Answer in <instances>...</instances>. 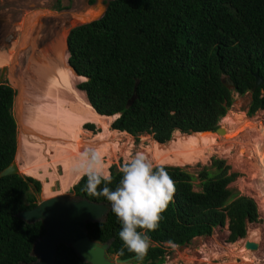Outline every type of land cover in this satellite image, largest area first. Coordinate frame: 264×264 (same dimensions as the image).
<instances>
[{"label": "trees", "instance_id": "1", "mask_svg": "<svg viewBox=\"0 0 264 264\" xmlns=\"http://www.w3.org/2000/svg\"><path fill=\"white\" fill-rule=\"evenodd\" d=\"M94 2L93 0L90 3ZM68 65L94 111L118 116L111 130L137 138L149 135L159 144L182 134L215 131L232 104V94L244 95L264 81V0H112L98 21L74 28L67 38ZM229 77L232 88L223 84ZM131 104H128L129 101ZM14 92L0 84V172L16 153ZM264 110V83L252 93L248 116ZM83 128L99 132L93 124ZM175 181L173 200L162 214L143 264H163V244L184 246L194 238L211 236L228 222L227 243L243 239L246 226L258 222L256 203L228 188L238 177L228 174L223 160L212 159L197 174L179 166H164ZM115 189L122 174L109 168ZM199 182L200 190L193 183ZM87 176L70 193L91 202L110 204L87 189ZM104 185L101 184L100 188ZM41 184L20 175L0 178V264L31 263L34 241L45 230L27 224L17 214L37 204ZM121 225L110 211L105 222L88 224L90 239L111 240L109 254L135 256L118 237ZM54 264H86L59 245Z\"/></svg>", "mask_w": 264, "mask_h": 264}, {"label": "bare ground", "instance_id": "2", "mask_svg": "<svg viewBox=\"0 0 264 264\" xmlns=\"http://www.w3.org/2000/svg\"><path fill=\"white\" fill-rule=\"evenodd\" d=\"M93 14L96 13L89 11L82 16H75L72 20L74 23L84 22L82 18L92 17ZM34 28L31 24L26 26L22 30L18 48H12L14 52L8 53L2 59L9 63L10 80L21 92L20 106L25 112L31 113L25 125L26 129L29 133L42 137L40 141H31L28 138L31 134L22 130L16 116L20 132L25 135L24 142L34 156L31 168L28 166L24 171L25 175L39 178L46 194L51 193L54 182H58L60 191L64 192L70 184L83 176L82 172L76 170L77 166L83 163V153L98 152L102 164L109 172L113 160L118 155L125 158L131 155L132 137L111 130L110 125L117 116L103 117L94 111L84 92L75 88V80L85 81V78L76 76L68 65V56L61 54L58 39L46 41L44 37L37 36ZM15 102L17 104V98ZM86 123L95 125L99 132L93 135L86 131L83 128ZM245 124H248L247 130L235 136ZM251 128L256 130V126L245 121L243 115H236L233 118L229 115L219 132L194 134L175 132L174 139L169 145L164 146L151 141L148 146L143 145L141 149L152 162L163 166L193 165L197 162L201 164L214 154L231 157V150H236L235 158L240 161L244 157H252L250 148L243 143L244 137L253 130ZM218 134L227 139L234 138L226 140L225 137H216ZM48 146L54 153L41 155V148ZM256 156L258 165L264 167V150ZM59 167L62 169L61 174L58 173ZM261 173L259 181L264 183V170ZM248 237L254 239L252 234ZM246 250L245 245H233L229 257L231 259L237 257L238 252L241 256L243 252L246 255Z\"/></svg>", "mask_w": 264, "mask_h": 264}, {"label": "rangeland", "instance_id": "3", "mask_svg": "<svg viewBox=\"0 0 264 264\" xmlns=\"http://www.w3.org/2000/svg\"><path fill=\"white\" fill-rule=\"evenodd\" d=\"M88 1L89 0H58V2L55 4L56 0H0V68H2V71L5 68L7 73V77H3L0 84H6L13 90L14 98H17V104L16 102L14 104L13 101L11 113L13 117L15 115L18 117L22 130L25 132H28L25 125L26 122L30 119L31 113L25 112L24 108L20 106L21 92L18 91L13 82H11L9 73L10 67L8 66L9 63L3 61L2 58L6 57L8 53L12 54L14 52L12 48H18L23 34L22 30L30 24L33 26V28L35 27L34 31L37 33L38 37L40 36L41 30L46 33L49 32L48 34H51L52 36L58 37L55 39H58L61 54L67 55L69 57L65 48L64 40L65 38H67L70 30L77 26V23H74L72 18H75V16H82L84 13L88 12L95 6V4H88ZM58 6H63V8H58ZM38 15H40V17H38ZM41 19L44 20L46 24H42ZM72 22L74 24H72ZM47 29L48 31H46ZM9 35H12V38L9 42H6L5 40ZM50 40L52 39H48V41ZM81 82L84 81L75 80V88H77V85ZM251 99L252 93L250 91L245 93L244 95H237L233 93L232 104L226 112V115L218 123V127H224L225 119L229 117V115L231 118L236 115H243L245 121H249L253 125H255L256 130L251 128L253 130L250 131L243 140V143H245L248 148H250V155H252V157H244L240 161H238L235 158V156L237 155L236 150H231V157H227L225 154H214L204 163L200 164L197 162L193 165L184 164L180 165L179 167L184 168L188 173L197 174L205 167L207 169H210L212 159L223 160L225 162V165L229 167L228 174L238 175L235 181L229 184L228 188L233 192V195H235V197L246 196L255 201L259 214L258 222L247 224L245 237L243 239H238L233 243H227L226 241L229 234L228 222L226 221L223 227L218 226L214 228L211 236L194 238L187 245L175 246L163 244L161 245L165 249V258L163 264H264V183L259 181L262 174L261 172L264 170V167L263 165H258V159L256 156L264 150V110H259L254 115L248 116L247 112ZM244 126L237 132V135L235 136L241 135L245 132V130H247L248 124H245ZM95 129L99 131L96 126ZM97 133L92 134L96 135ZM216 137L224 138L225 136L218 134ZM28 138L31 141L42 140V137L34 133H32ZM233 138L234 137H229L227 139L225 137L224 139L232 140ZM24 139L25 135L22 133V131L19 132V129L16 126V153L14 160L18 165V168L20 169V176L31 177L21 172L25 165L29 163V156H33L31 149L27 147ZM173 139L174 135H172L169 142L163 145H169ZM151 141H153L151 136L146 134L138 136L137 138L132 137L133 147L131 155L126 158L118 155L115 160H113L112 165H115L117 170H120V168L131 157L135 156V154L144 153L143 149L141 148L143 147V145L148 146V143H151ZM50 148L51 147L49 146L41 148L40 154L43 155L54 153V150ZM44 149L46 151H48L47 149H50V152L42 153V150ZM148 158L152 161L149 156ZM58 173H62V169L60 167L58 168ZM36 180L41 184V191L37 194V203L42 199H47L63 194L62 192H60L58 182H54L51 188V193L46 194L44 191L43 183L38 179ZM47 182L49 181L47 180ZM71 185L72 184H70L68 188ZM193 185L195 187V190H200L198 181H195ZM71 188L69 190L66 189L67 191L64 193H70ZM250 234L253 235V240L248 237ZM246 240L257 243L258 249L256 251L246 250V255H244L245 253L243 252L242 256L238 252L239 255L231 259V257H229L230 248L233 245H245ZM154 246L157 245L154 243H150V247ZM133 262L134 264H140L137 259H135Z\"/></svg>", "mask_w": 264, "mask_h": 264}, {"label": "water", "instance_id": "4", "mask_svg": "<svg viewBox=\"0 0 264 264\" xmlns=\"http://www.w3.org/2000/svg\"><path fill=\"white\" fill-rule=\"evenodd\" d=\"M95 1V6L89 11L96 14L86 19L82 18L84 22H77V26L74 28L100 20L105 15L109 2L112 0ZM67 38L64 41L68 53ZM5 70L3 69V73ZM254 77L255 84L250 91L251 93L264 83L257 73L254 74ZM1 81L2 75L0 76ZM222 82L227 88L233 87V83L229 77H224ZM15 99L16 97L13 100L14 104ZM132 101L133 99L128 104H131ZM13 118L20 132V125L16 115ZM220 130L218 127L215 131H206L203 133H215ZM11 175H20L15 160L0 172V178ZM110 211V204L91 202L86 198L75 196L71 193H63L58 196L42 199L32 209L18 213L17 217L19 219L27 224L40 222L45 230L44 235L36 239L32 245L30 255L35 258V261L22 264H54L59 245L70 248L86 264H134L135 256L120 259L117 256L109 254L111 240L101 243L90 239L88 236L87 225L105 222ZM245 248L250 251H256L258 244L246 240Z\"/></svg>", "mask_w": 264, "mask_h": 264}, {"label": "clouds", "instance_id": "5", "mask_svg": "<svg viewBox=\"0 0 264 264\" xmlns=\"http://www.w3.org/2000/svg\"><path fill=\"white\" fill-rule=\"evenodd\" d=\"M77 171L87 176V191L103 196L121 225L118 237L124 248L143 264L156 231L176 191L175 181L163 165L154 164L144 153H137L121 168L115 189L108 187L112 175L101 162L98 152L86 151ZM104 186L100 188V185Z\"/></svg>", "mask_w": 264, "mask_h": 264}, {"label": "flooded vegetation", "instance_id": "6", "mask_svg": "<svg viewBox=\"0 0 264 264\" xmlns=\"http://www.w3.org/2000/svg\"><path fill=\"white\" fill-rule=\"evenodd\" d=\"M90 1L91 0H89L88 1V4H95L96 3V1L95 0H93L94 2H92V3H90ZM58 2V0H56V2H55V4ZM60 3H61V1H60ZM59 4V3H58ZM57 4V5H58ZM61 5H62V3H61ZM58 8H63V6H58ZM41 22H42V24L44 23V24H46V22L44 21V20H42L41 19ZM46 31H48V29L46 30ZM44 31H40V36H43L44 37V39L47 41L48 39H55V38H58V37H56V36H52L51 34H48V33H46V32H44ZM46 33V34H45ZM12 38V35H9L8 36V38H6V42H9L10 41V39ZM62 42V41H61ZM61 47H62V45H61ZM63 49V48H62ZM2 75V79H3V77H7V73H6V70H5V72L3 73V71H2V68H0V76Z\"/></svg>", "mask_w": 264, "mask_h": 264}, {"label": "crops", "instance_id": "7", "mask_svg": "<svg viewBox=\"0 0 264 264\" xmlns=\"http://www.w3.org/2000/svg\"><path fill=\"white\" fill-rule=\"evenodd\" d=\"M50 149H52V148H50ZM50 149H47L48 151L50 150ZM53 150V149H52ZM45 152H47L45 149L44 150H42V153H45ZM33 164V156H29V163H27V165H25V167L22 169V173L23 174H26L24 171V169H26L28 166H30V168H31V165ZM27 176H31V175H28L27 174ZM32 178H35V177H33V176H31ZM82 177V175L77 179V180H79L80 178ZM36 179H38V180H40L39 178H36ZM78 181H76L75 183H73L71 186H73V185H75L76 183H77ZM71 186L67 189V190H69L70 188H71ZM67 190H65L64 192H66ZM61 192V191H60ZM64 192H62V193H64Z\"/></svg>", "mask_w": 264, "mask_h": 264}]
</instances>
